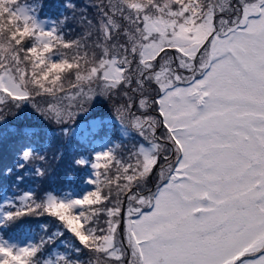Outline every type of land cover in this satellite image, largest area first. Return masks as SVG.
<instances>
[{"label": "snow or ice", "instance_id": "6c2138e0", "mask_svg": "<svg viewBox=\"0 0 264 264\" xmlns=\"http://www.w3.org/2000/svg\"><path fill=\"white\" fill-rule=\"evenodd\" d=\"M42 7L0 0V125L29 107L64 125L74 119L65 101L116 92L122 134L135 129L147 146L127 161L112 150L76 160L93 170L79 196L7 201L0 264H264V0H101L73 38L69 18L42 19ZM63 8L75 12L72 0ZM18 159L23 169L45 157L24 144ZM44 214L58 222L50 235L21 244L3 234ZM66 234L63 252L46 251Z\"/></svg>", "mask_w": 264, "mask_h": 264}, {"label": "trees", "instance_id": "16d2710c", "mask_svg": "<svg viewBox=\"0 0 264 264\" xmlns=\"http://www.w3.org/2000/svg\"><path fill=\"white\" fill-rule=\"evenodd\" d=\"M18 2L31 4L34 0H18ZM37 2L43 5L39 11L41 18L57 19L61 14L69 18L68 26L65 28V32L70 33L68 38L78 36L84 31L85 26L80 22L82 17L90 18L93 22L97 19L94 8L87 5L84 0H72L75 12L63 8L65 0H37ZM124 99L122 93H117L110 97L97 96L87 103L79 99L65 101L72 104L74 119L64 125L45 118L41 119L39 114L29 108L22 111L16 119L9 115L7 123L10 129L6 123L0 126V198L5 195L10 196L11 201L20 207L22 206L20 197L29 189H33L32 193L37 202L49 192L54 194L71 192L76 196V191L82 193L85 184L83 180L89 175V167L78 166L76 160L85 158L89 161L95 151L103 149V151L112 150L117 157L127 161L130 150L139 144L146 145V141L135 129L129 128L127 135L122 134L116 108L123 104ZM38 102L44 105L42 100ZM81 103L84 109L90 110V113L85 115L86 112L78 111V105ZM151 111L155 115V110ZM100 121L104 122V126L97 130L94 124ZM127 123L126 120L125 124ZM20 126L30 128L35 135L26 140L14 136L12 133ZM62 127L70 130L68 135L60 132ZM100 143H105V147L102 148L103 144ZM24 144H31L45 159L32 160L23 169H18L16 167L19 162L18 153ZM36 168L43 169L45 175L37 176ZM8 169H11L10 173L7 172ZM18 176L22 179L18 180ZM155 180L153 177L148 187H152ZM8 207L9 205L5 209ZM44 225L47 226V232L42 230ZM57 227V220L47 214L25 215L4 229L3 234L15 239L31 237L32 240H38L41 236L52 234ZM70 239L67 234L64 237H57L54 244L47 246L46 251L55 249L63 252L65 246L61 241ZM89 258L90 254L87 250L80 257L85 261Z\"/></svg>", "mask_w": 264, "mask_h": 264}, {"label": "rangeland", "instance_id": "374dc122", "mask_svg": "<svg viewBox=\"0 0 264 264\" xmlns=\"http://www.w3.org/2000/svg\"><path fill=\"white\" fill-rule=\"evenodd\" d=\"M86 3H87V5H89V6H92L93 8H94V10H95V15H97V13H98V10H97V8L95 7V5L96 4H99L100 2H101V0H84ZM25 3H21V5H24ZM83 10H86L85 8H83ZM97 17V16H96ZM42 19H52V18H42ZM88 20H90V18H87ZM154 92H155V90L154 89H152V88H149L148 89V95L149 96H153L154 95ZM117 95V93L116 92H114L113 93V95ZM97 97V96H96ZM95 97V98H96ZM29 109H31L30 107H29ZM27 110V108H25L23 111H26ZM140 112H143V111H147L146 109H142V110H139ZM86 112V113H85ZM83 113H85V115H87L88 113H90V110H84L83 111ZM136 114H139V112H137ZM150 115H152V116H156V115H154L153 114V112L152 111H150V113H149ZM117 118V117H116ZM41 119H43V117H41ZM8 126V128L10 129V127H9V124L8 123H6ZM3 125V124H2ZM2 125H0V126H2ZM3 130H4V128H3ZM163 131H162V128L159 130V132H158V135L160 134V133H162ZM101 144H103V146H102V148L103 147H105V143H100V145ZM62 149H60V151H61ZM103 151V149H100V150H97V151H95V153H97V152H102ZM95 155V154H94ZM83 159H85V158H83ZM102 161H104L103 159H101L100 161H98L99 163H102ZM92 169L90 168L89 169V175L92 173ZM155 182H156V180H155ZM91 188V185H87V184H84L83 185V191L85 190V189H90ZM32 191H33V189H29L27 192H31L32 193ZM83 191H82V193H83ZM25 193H26V191H25ZM82 193H80V192H77L76 191V196H79V195H81ZM12 199H11V197L10 196H3L1 199H0V210H3V209H5V207L8 205V203H7V201H11ZM13 239H15V238H13ZM32 240V238L31 237H25V238H19V239H15V240H17V242H19V243H21V244H24V243H26V242H28L29 240Z\"/></svg>", "mask_w": 264, "mask_h": 264}]
</instances>
